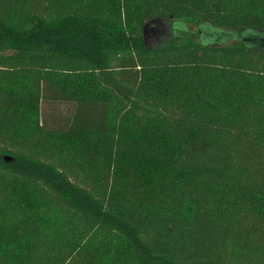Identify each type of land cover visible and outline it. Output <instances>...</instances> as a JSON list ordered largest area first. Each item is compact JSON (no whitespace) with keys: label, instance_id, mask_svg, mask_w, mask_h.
<instances>
[{"label":"trees","instance_id":"obj_1","mask_svg":"<svg viewBox=\"0 0 264 264\" xmlns=\"http://www.w3.org/2000/svg\"><path fill=\"white\" fill-rule=\"evenodd\" d=\"M164 22L264 0H0V264H264V48Z\"/></svg>","mask_w":264,"mask_h":264},{"label":"rangeland","instance_id":"obj_2","mask_svg":"<svg viewBox=\"0 0 264 264\" xmlns=\"http://www.w3.org/2000/svg\"><path fill=\"white\" fill-rule=\"evenodd\" d=\"M202 30L203 35L200 36L198 35V31ZM222 32L224 30H218L214 29L209 26H199V27H194L191 25H182V26H175L173 23H161L156 25L155 27H151L148 30L145 31L144 33V41L146 44V47L148 48H153L160 46L164 43L171 42V41H178V40H183V39H196L203 45H207L208 42H217L220 41L224 38ZM228 33H231L235 35V39L231 40L228 39L224 43L231 44L234 41H241L242 38L246 39H252L251 37L258 38V35L255 32L252 31H244L242 33H237L233 31H226ZM256 43L255 41L253 42H248L249 46L252 47V45ZM21 108L24 109L26 114H34V106L31 104V102H25L24 100L20 102ZM68 144L74 145L73 142L70 141L69 138L65 139ZM139 178L137 181H140L142 186L148 187L152 186V183L154 182V178L148 170L141 169L138 172ZM120 257L117 256L115 260L119 261Z\"/></svg>","mask_w":264,"mask_h":264},{"label":"water","instance_id":"obj_3","mask_svg":"<svg viewBox=\"0 0 264 264\" xmlns=\"http://www.w3.org/2000/svg\"><path fill=\"white\" fill-rule=\"evenodd\" d=\"M204 33L202 30L198 31V35L202 36ZM224 38L220 41H217V42H208V44H223L226 40L228 39H231V40H234L235 39V35L231 34V33H228L226 31L222 32ZM258 35V38H254V37H251L252 39H246V38H242L244 40V42L247 44V46H249L248 42H253L255 41L256 43H254L252 45L253 48H256V49H263L264 48V34H259V33H256Z\"/></svg>","mask_w":264,"mask_h":264}]
</instances>
